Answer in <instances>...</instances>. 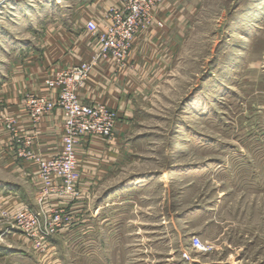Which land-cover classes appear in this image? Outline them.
I'll use <instances>...</instances> for the list:
<instances>
[{
	"label": "rangeland",
	"instance_id": "374dc122",
	"mask_svg": "<svg viewBox=\"0 0 264 264\" xmlns=\"http://www.w3.org/2000/svg\"><path fill=\"white\" fill-rule=\"evenodd\" d=\"M124 2L0 1V264H264V0H161L126 56L105 58L110 11ZM50 26L73 56L96 59L79 92L104 66L99 89L111 106L98 103L118 114L126 143L102 187H138L106 211L115 219L101 234L105 245L88 250L69 239L74 213L35 247L15 216L19 203L33 209L32 189L6 165L4 136L14 150L21 136L10 101L29 117L28 96L52 90L36 78V41ZM139 33L149 39L132 52ZM19 185L20 197L8 191ZM193 235L207 251L194 252Z\"/></svg>",
	"mask_w": 264,
	"mask_h": 264
},
{
	"label": "built area",
	"instance_id": "2783aa9c",
	"mask_svg": "<svg viewBox=\"0 0 264 264\" xmlns=\"http://www.w3.org/2000/svg\"><path fill=\"white\" fill-rule=\"evenodd\" d=\"M124 1L125 9L110 11L111 25L103 34L104 44L101 48V54L105 58L110 54L113 58L125 57L138 30L154 22L152 10L161 2V0ZM95 62L96 59L92 62H83L47 77L45 86L52 90L57 88L55 95L48 92L30 94L27 98L25 108L35 130L32 134H27V137L16 138L13 153L17 158H26L37 165L40 205L52 195L77 198L80 195L77 183L80 177L81 142L94 138L111 139L118 132V114L114 110L101 103H84L79 97V90L85 84ZM34 96L36 98L32 100L31 97ZM57 108L62 112V147L55 156L45 158L31 149L37 136L40 135L36 124L44 116H50ZM6 122L11 125L17 121L14 118H7ZM72 213L65 211L64 207H53L46 212L43 208L34 210L22 206L16 210L15 216L20 230L33 240L36 247V243L43 246L53 234L69 226L72 223ZM190 245L196 253L208 250L207 245L198 235L191 237ZM190 259V254L183 252L182 260Z\"/></svg>",
	"mask_w": 264,
	"mask_h": 264
},
{
	"label": "crops",
	"instance_id": "0c3cea01",
	"mask_svg": "<svg viewBox=\"0 0 264 264\" xmlns=\"http://www.w3.org/2000/svg\"><path fill=\"white\" fill-rule=\"evenodd\" d=\"M52 26V25H51ZM48 27V36L46 41L38 39L36 41V78L43 82L47 76L52 72L56 66H69L79 64L90 60L89 56L72 55L67 51L66 45L58 44L56 38L50 34L52 28ZM72 34V32H68ZM69 36V38H70ZM149 36L147 34H140L134 40V47L147 42ZM83 47L82 42L80 43ZM57 50V51H56ZM56 51V52H55ZM82 56V57H81ZM82 58V59H81ZM134 57H131L132 61ZM109 67V63H107ZM104 67V66H103ZM101 65L97 67V71L90 75L85 88L79 92V97L84 103H104L111 106V103L104 99L102 89H99L100 75L105 71ZM107 67V68H108ZM112 67V66H111ZM110 69V68H109ZM111 68L109 71H112ZM106 75V73H104ZM12 81V79H11ZM55 95V90L42 88L41 93H48ZM10 102L17 103L10 109V113L17 119V126L19 128L21 137L26 134L34 132V126L29 120L27 112L21 108L18 101L13 99ZM36 129L40 130V135L37 136L36 142L33 145V150L37 155L48 158L58 154L62 147V112L59 108L55 109L50 116H44L39 123L36 124ZM7 134V133H6ZM123 132L118 127V134L108 141L101 138L83 140L79 146V171L80 177L77 183V188L80 190V195L77 198L59 197L52 195L46 198L43 205L38 202V187L39 180L37 170L38 167L31 161L19 160L14 153H11L13 148L9 146L8 135L4 136L5 150L9 153L5 156L7 166H15L24 178V183H28V187L32 189L34 203L33 209L43 208L46 212L53 207H65L74 213L76 217L75 224L68 230L70 232V240H82L86 250L88 244L97 241L105 245L106 239L101 236L105 227L113 223L115 215H106L107 210L117 209L123 203L131 201L130 196L133 190H137V186L130 184L129 181H118L107 187H102V182L108 177V174L114 169L118 152H122L125 147V139L122 138ZM104 142V143H103ZM124 144V145H123ZM30 189V190H31ZM11 192L16 197H20L23 189L19 186L17 188L10 187ZM11 194V195H12ZM122 196L125 198H122ZM27 206L26 203H19L18 207Z\"/></svg>",
	"mask_w": 264,
	"mask_h": 264
},
{
	"label": "bare ground",
	"instance_id": "6f19581e",
	"mask_svg": "<svg viewBox=\"0 0 264 264\" xmlns=\"http://www.w3.org/2000/svg\"><path fill=\"white\" fill-rule=\"evenodd\" d=\"M0 1H2V2H3V1H5V0H0Z\"/></svg>",
	"mask_w": 264,
	"mask_h": 264
}]
</instances>
